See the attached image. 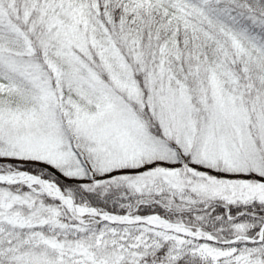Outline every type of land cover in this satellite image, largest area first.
I'll list each match as a JSON object with an SVG mask.
<instances>
[{"label":"snow or ice","instance_id":"1","mask_svg":"<svg viewBox=\"0 0 264 264\" xmlns=\"http://www.w3.org/2000/svg\"><path fill=\"white\" fill-rule=\"evenodd\" d=\"M0 264H264V0H0Z\"/></svg>","mask_w":264,"mask_h":264},{"label":"trees","instance_id":"2","mask_svg":"<svg viewBox=\"0 0 264 264\" xmlns=\"http://www.w3.org/2000/svg\"><path fill=\"white\" fill-rule=\"evenodd\" d=\"M144 214H147V213H144Z\"/></svg>","mask_w":264,"mask_h":264}]
</instances>
